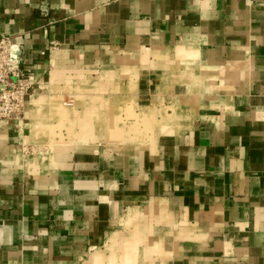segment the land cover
I'll use <instances>...</instances> for the list:
<instances>
[{
  "label": "crops",
  "instance_id": "0c3cea01",
  "mask_svg": "<svg viewBox=\"0 0 264 264\" xmlns=\"http://www.w3.org/2000/svg\"><path fill=\"white\" fill-rule=\"evenodd\" d=\"M3 38L0 264H264V0H0Z\"/></svg>",
  "mask_w": 264,
  "mask_h": 264
},
{
  "label": "built area",
  "instance_id": "2783aa9c",
  "mask_svg": "<svg viewBox=\"0 0 264 264\" xmlns=\"http://www.w3.org/2000/svg\"><path fill=\"white\" fill-rule=\"evenodd\" d=\"M19 45L0 40V121L20 120L24 115L31 85Z\"/></svg>",
  "mask_w": 264,
  "mask_h": 264
},
{
  "label": "rangeland",
  "instance_id": "374dc122",
  "mask_svg": "<svg viewBox=\"0 0 264 264\" xmlns=\"http://www.w3.org/2000/svg\"><path fill=\"white\" fill-rule=\"evenodd\" d=\"M26 105H27V103H26ZM26 105H25V109H26ZM25 109H24V115L22 116V119H20V120H6V121H16V122L23 121L24 120V117H25ZM1 121H3V120H1Z\"/></svg>",
  "mask_w": 264,
  "mask_h": 264
}]
</instances>
